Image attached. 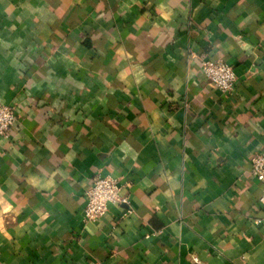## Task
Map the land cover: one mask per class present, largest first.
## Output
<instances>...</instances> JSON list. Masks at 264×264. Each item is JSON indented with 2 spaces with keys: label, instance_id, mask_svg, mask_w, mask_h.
<instances>
[{
  "label": "crops",
  "instance_id": "crops-1",
  "mask_svg": "<svg viewBox=\"0 0 264 264\" xmlns=\"http://www.w3.org/2000/svg\"><path fill=\"white\" fill-rule=\"evenodd\" d=\"M0 103V264H264V0H0Z\"/></svg>",
  "mask_w": 264,
  "mask_h": 264
},
{
  "label": "built area",
  "instance_id": "built-area-1",
  "mask_svg": "<svg viewBox=\"0 0 264 264\" xmlns=\"http://www.w3.org/2000/svg\"><path fill=\"white\" fill-rule=\"evenodd\" d=\"M203 74L212 89L231 96L235 92L238 76L235 69L222 60H203ZM19 117L17 108L13 105L0 103V137L9 138L12 129L16 126ZM252 176L260 183H264V154L255 153L251 156ZM86 207L84 222L95 223L104 217L111 206H120L126 203L121 194L118 181L112 177L96 176L86 190ZM264 204V199L260 200ZM130 211L127 212L129 214ZM125 214V215H127ZM196 264H200L196 262Z\"/></svg>",
  "mask_w": 264,
  "mask_h": 264
}]
</instances>
